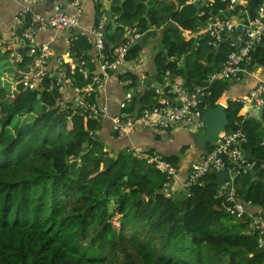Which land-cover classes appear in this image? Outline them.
<instances>
[{"label":"trees","instance_id":"16d2710c","mask_svg":"<svg viewBox=\"0 0 264 264\" xmlns=\"http://www.w3.org/2000/svg\"><path fill=\"white\" fill-rule=\"evenodd\" d=\"M168 12H173L171 19L181 28L197 27L193 6L179 12L168 7L155 11L147 1L145 5L143 0H126L112 8L117 23L136 25L140 33L151 25L160 26L161 46L169 62L160 51L155 63L158 73L167 70L181 83L184 76L189 88L203 86L206 76L221 68L227 46L215 54L207 38L198 41V47L192 39L174 41L173 31L164 26ZM99 23L96 20L94 26ZM120 33L123 28L117 26L109 43L114 44L113 37ZM70 45L69 55L75 60L93 55L84 37ZM109 50L106 46L108 55ZM140 50L135 45L127 58H135ZM189 52L197 60L187 59L184 71L177 60L187 58ZM252 62L264 65V46L255 50ZM70 69L62 64V79L73 78L76 85L84 86L79 70L71 75ZM131 78L136 94L124 112L138 115L140 87ZM62 79L48 76L37 92L16 80L14 71L7 81L10 85L4 86L0 79V264H262L264 254L248 233L249 219L233 225L235 219L223 211L220 186L209 183L215 180L213 173L178 198L164 196L167 180L154 166L127 151L108 149L99 136V122L85 120L70 101L65 107L59 105L64 101ZM209 89L207 107H215L230 85L215 82ZM153 96L155 89L147 88L141 104L147 106ZM38 106L41 113L27 122ZM240 109V104L228 103V129L240 123ZM262 126L264 111L261 122L244 121L243 149L255 158L259 173L237 176L233 190L238 199L250 201L264 213ZM211 148L207 144V151ZM163 160L175 165L178 158Z\"/></svg>","mask_w":264,"mask_h":264},{"label":"built area","instance_id":"2783aa9c","mask_svg":"<svg viewBox=\"0 0 264 264\" xmlns=\"http://www.w3.org/2000/svg\"><path fill=\"white\" fill-rule=\"evenodd\" d=\"M85 1L87 0H73L70 4L76 9V14L69 15L61 10L63 3L57 0L53 15L45 16L41 13H33L30 25L26 28H24L26 10L24 13L22 12L15 18L19 33L12 43L16 47H13L12 44L8 46L9 57L17 67L20 66L23 63V56L17 48L24 43L23 47L28 48L26 53L33 60V65L28 74H18V78L29 90L39 91L44 80L49 76L47 63L51 57V45L54 39L36 44L37 34L45 30H54L75 32L71 33L70 41L84 37L92 46L93 55L87 58L78 56L77 60L71 59L70 55L66 56V61L71 67L70 74L73 75L78 69L83 77L84 86L76 85L73 78L60 82L63 84V88L67 87L73 92L70 102L76 106L85 120L101 122L110 119L112 131L118 138H129L138 128L162 132L177 125H196L204 111L207 110V100L211 95L210 86L215 82H228L232 86L240 84L252 76L251 70L254 69L252 56L264 42V0L257 4L251 17L247 15L251 0H185V5L199 8L195 18L202 23V26L196 27L199 31L194 35L197 40L196 47L199 45L198 41L203 38L209 39V44L213 46L230 39L225 43L229 52L225 56L221 68L206 76L205 85L190 88L184 99L182 98L184 92L179 88L181 82H175L174 76L165 70L160 75L162 89L156 90V93L161 97L155 106L142 109L138 115L124 113L133 100L132 93L128 92L125 94L124 100L119 103L122 112L111 118L107 105L99 104L97 97L103 93L110 77L117 73L120 66L124 65L128 51L136 45L142 34L136 27L125 29L123 40L113 47L112 52H109L108 55L105 52L104 13L101 15L97 27L76 30L79 27L80 8ZM245 21H248L247 25H244ZM239 28H241L240 31ZM2 46L3 43L0 41V48ZM61 65L62 62L59 63V71H61ZM90 66L96 68V73L89 69ZM127 84L131 85V82L129 81ZM63 88H61V93ZM169 94H172L171 97ZM63 100L59 103L61 107H65V102H69ZM178 100H180L179 103ZM229 102L241 105V111L244 114L241 116L240 123L236 124L235 129L229 128L220 133L216 137L212 149L199 155L192 163L183 188L186 190L192 186H200L202 179L213 171H227L230 181H226L221 186V194L225 197L222 203L223 211L236 220L249 219L248 233L256 240L258 250L264 254V214L261 211L250 214L248 208L254 206L250 201L244 202L238 199L233 190L234 179L237 176L255 170V161L249 159L243 150V146L247 144L244 121L247 119L248 110L264 109V81H257L255 86L242 96H226L219 99L217 104H221L226 109ZM261 145H264V142ZM127 152L133 158L145 160L147 164L154 166L166 177L164 196L169 197L175 177L174 167L157 154L150 155L133 148ZM227 162L237 163V166H228ZM228 188L229 192H227ZM262 264H264V259Z\"/></svg>","mask_w":264,"mask_h":264},{"label":"crops","instance_id":"0c3cea01","mask_svg":"<svg viewBox=\"0 0 264 264\" xmlns=\"http://www.w3.org/2000/svg\"><path fill=\"white\" fill-rule=\"evenodd\" d=\"M125 1L126 0H111L112 17L116 16V14L112 13V8L119 7ZM143 1L146 5L147 0ZM157 1L158 0H154V3L151 4V8L155 9V11H158L160 7H168L171 10H174L176 5L179 6V12L182 9V5L184 4V0L182 2L181 0H162L160 5H158ZM261 2H263V0H257V3ZM105 3L106 0H96L95 2L92 0L85 1L82 4V7L80 8V13L78 16L79 27L76 30L80 31L90 29L94 27V22L96 20L100 22L101 15L104 13L105 16ZM55 6H57V0H53V6H51L47 0H0V41L7 44L8 48V45L14 40L18 33V26L15 24L14 19L22 12L24 13L25 9H31V11L34 13H44V15L47 16L53 15L55 13ZM198 9L199 8L196 7V11H198ZM61 10L69 15L76 14V9L70 3H63ZM171 16L169 20H171L176 26V31H173V33H171L170 35L171 39H173L174 41H177L178 38L182 41L195 39L194 35L199 32L198 29H183L171 19ZM196 21L199 26H202V23H200L198 20ZM164 22V26L166 27L167 20L165 19ZM116 25L118 27L123 28V31L129 27V24H126L124 22H119ZM160 30H162L160 29V26H149V32H147L145 37L142 38L140 46L141 50L138 52L136 59H129V61H126L124 65L120 66L117 73L115 75H112L108 80L103 93L98 95L97 102L101 105H107L111 118L120 115V113L122 112L119 107V103L124 100L126 93H132L133 97L136 94V87L127 84V82L129 81L132 84L131 76L135 77V80L140 87V85L142 84V82L139 81L140 78H142V81L147 80L155 72H157L155 63L157 59V54L160 52H158L157 46H161V41L163 39L162 36H160ZM71 33L75 32H57L54 30H45L37 34L35 38L36 44H42L48 42L49 39H54V42L51 45V58L50 61L47 63L48 69L50 71L56 72V67L59 66V63L62 61L65 62L66 56L71 53L70 44L73 42L70 41ZM113 34L114 29L109 27V29L107 30V36L109 37ZM122 37V33L117 34L115 38L113 37V45L120 44ZM12 45L13 47H16L14 44ZM23 45L24 43H22V47ZM262 46H264V42L261 47ZM161 48L163 49L162 46ZM6 52L7 49L0 52V55L4 56L7 54ZM188 54L189 56L187 58L182 57L177 60L179 68H183L184 71L186 70L185 67L187 59H189L191 62H196L197 60L194 52H189ZM25 58L26 60L24 65L19 68H16L18 72L16 73L17 75H26L31 70L33 60L29 57ZM173 60L174 58H170V61ZM253 66L254 69L251 70L252 76H249L240 84L230 86V89L227 92V96H242L247 92V90L254 87L257 81H264V65L258 66L257 64H253ZM92 70H94V67H92ZM16 74L15 77H17ZM182 79L183 82L181 83V85H179V88H181L184 92V95L182 96V98L184 99L185 94L190 90V88L184 84V76H182ZM62 95L66 101H70V99L73 97V92L69 88L64 87L62 90ZM160 97L161 96H158L155 91V96L152 97V101L148 102V104H146L147 106L142 105V108H150L153 104L156 105ZM177 102L179 103L180 100H178ZM142 108L140 110H136L140 112ZM247 113L248 114H246V120L255 119L256 121H258L256 110H248ZM243 114V111H239L238 117H241ZM261 121L262 119L260 120V122ZM99 126V136L102 141L106 144L107 148L110 150L127 151L133 148L135 150L138 149L140 150V152L146 154H157L162 158L177 157L178 160L174 165L175 177L173 179V186L171 191L172 197L178 198L181 196L182 192L184 191L183 184L187 178L192 163L199 157L200 154L203 153L202 149L197 146L195 138L193 136L194 134L202 136L204 132L203 126H199L198 123H196V125L182 124L162 132H155L152 130L138 128L135 133L129 138H118L116 134L112 131V122L110 119L102 121L101 123H99ZM261 131L264 136V126H262ZM209 143H211L213 146L214 139ZM258 211L261 210L257 207L248 208V212L250 214Z\"/></svg>","mask_w":264,"mask_h":264},{"label":"water","instance_id":"95a60500","mask_svg":"<svg viewBox=\"0 0 264 264\" xmlns=\"http://www.w3.org/2000/svg\"><path fill=\"white\" fill-rule=\"evenodd\" d=\"M47 1L50 3L51 6H53V0H47ZM257 4H258L257 0H251V6L249 7L248 12H247V15L249 17L252 16V13H253L254 9L256 8ZM175 11H178V6H176V5H175L174 12ZM172 13L173 12H168L165 14V19L167 20L166 28L169 30H172V31H176L175 24L171 20H169ZM32 15H33L32 11H28L25 13L26 23H25L24 27H28L30 25ZM105 17H106V23H105V31H104L105 32L104 41H105L106 45H109L108 36L106 34L107 28L111 27L113 29H116V27H117V25L114 24L111 20V0H106ZM247 24H248V21H245L244 25H247ZM240 30H241V28H239V31ZM229 41H230V39H227V40H224L223 42L219 43L216 46L214 53L216 54L217 52H219L221 46L224 43L229 42ZM137 44H138V46H141V42H138ZM157 47H158V52L162 51L164 53V55L166 56L167 62H169V58L167 57V50L162 49L160 45H158ZM206 60H207V58L205 57V61ZM158 76H159L158 73L155 72L149 79L144 80L142 82V84L140 85L141 92H140L139 97L136 99V109L137 110H140L143 107L141 104V98L145 94V91L147 90V88H149V87H155L158 89L161 88V84L158 80ZM256 115H257V119L261 120L262 115H263V108H259L256 111ZM198 123L200 125H202L204 128L203 135L198 136L197 134H194L193 136L195 138V142H196L197 146L199 148H201L202 152L204 153V152H206L207 143L211 142L215 137H217L221 132H223L228 125L225 108L221 104H217L214 108H209L207 111H205L202 114L201 118L198 120ZM263 140H264V136H263ZM246 156L252 160L255 159L251 156L250 153H246ZM234 165H237V164L234 163ZM258 173H259V170H255L254 172H251L250 174L253 177H255ZM213 174L215 175V180L209 182L210 184L220 186L225 181H230L229 174L227 171H213ZM227 191L229 192V188Z\"/></svg>","mask_w":264,"mask_h":264},{"label":"clouds","instance_id":"9594fccd","mask_svg":"<svg viewBox=\"0 0 264 264\" xmlns=\"http://www.w3.org/2000/svg\"><path fill=\"white\" fill-rule=\"evenodd\" d=\"M184 1H185V0H184ZM186 6H188V5H185V3H184V4L182 5V8H183V7H186ZM195 8H196V7H195ZM178 9H179V6H178ZM25 10H26V12L31 11V9H25ZM25 10H24V11H25ZM26 12H25V13H26ZM25 13H24V17H25ZM33 13H34V12H33ZM43 14H44V13H43ZM19 15H20V14H19ZM19 15H18V16H19ZM32 16H33V15H32ZM16 17H17V16H16ZM16 17H15V18H16ZM117 18H118L117 16L112 17V14H111V20H112V22H113L114 24H117V22H116V19H117ZM31 19H32V18H31ZM105 19H106V17H105ZM195 19H196V18H195ZM196 20H197V19H196ZM14 21H15V19H14ZM25 23H26V21H25ZM24 25H25V24H24ZM103 26H104V31H105V24H104ZM197 26H199V25L197 24ZM132 27H136V28H137L136 25H134V26H132ZM24 28H26V27H24ZM110 28H111V27H110ZM128 28H131V27H128ZM108 29H109V27L107 28V30H108ZM126 29H127V28H126ZM137 29H138V28H137ZM191 30H192V29H191ZM138 31H140V30L138 29ZM124 32H125V30L123 31V37H124ZM147 32H149V31H147ZM147 32H146V33H141V34H142V37L138 40V42H141V41H142V38L145 37V35L147 34ZM18 33H19V32H18ZM18 33H17V35H18ZM139 33H140V32H139ZM106 34H107V32H106ZM104 36H105V32H104ZM123 37H122L121 41L123 40ZM190 40H191V39H190ZM192 40L197 41L196 39H192ZM13 41H14V40H13ZM1 42H2V41H1ZM108 42H109V41H108ZM138 42H137V43H138ZM2 43H3V42H2ZM11 43H13V42H11ZM11 43H10V44H11ZM137 43H136V45H138ZM105 44H106V43H105ZM217 45H218V44H217ZM217 45H216V46H217ZM223 45H225V43H224ZM223 45H222V46H223ZM3 46H4V48H3ZM3 46L0 48V52H2V51H4L5 49H7V52H6V53H7V55H9L8 48H7V44L3 43ZM8 46H9V45H8ZM106 46H108L109 49L112 50V48H113L114 46H116V45H113V44H110V43H109V45H106ZM216 46H214V47L216 48ZM110 47H111V48H110ZM133 47H134V46H133ZM139 47H140V46H139ZM22 48H24V49H23L24 51H22V53H21V52H19V53L23 56V63H22L20 66H18V67L14 64V65L16 66V68H19V67L23 66L24 63H25V60H26L25 57H28V56H27V53H26V51L28 50L27 47H22V46H21V47H18L17 50H18V51H19V50L21 51ZM193 49H194V46H193ZM110 50H109V51H110ZM110 52H111V51H110ZM70 56H71V55H70ZM136 57H137V56H136ZM136 57L134 58V60L136 59ZM9 58H10V57H9ZM29 58H30V57H29ZM50 58H51V57H50ZM71 59H74V58L71 56ZM10 60H11V59H10ZM11 61H12V60H11ZM49 61H50V60H49ZM49 61H48V62H49ZM126 61H129V59L127 58ZM12 62H13V61H12ZM13 63H14V62H13ZM62 64H68V65H69V62H67V61H65V62L62 61ZM61 66H62V65H61ZM69 66H70V65H69ZM90 67H91V69H90ZM90 67H89V69H90L91 71H93V72L96 71V68H95V67H94V70H92V67H93V66H90ZM16 68H15V70H14V73H15V74L18 73ZM56 68H57L56 72H52V71H50V70L48 69V70H49V76H50V77L54 76V77H56L57 79H62V77H60V72H61V71L58 70V69H59V66L56 67ZM94 73H96V72H94ZM157 73H158V72H157ZM161 73H162V72H161ZM161 73H158V75H159V76H158V80H159L160 84H161V80H160V75H161ZM16 76H17L16 78H17L18 81H19V78H18V75H17V74H16ZM61 81H65V79H62ZM139 81H140V79H139ZM140 82H143V81H140ZM184 84H185V83H184ZM153 88H155V87H153ZM161 89H162V84H161V88H160V89L155 88V91H156V90H159V91H160ZM36 92H37V91H36ZM156 94H157V93H156ZM157 95H158V94H157ZM226 96H227V95L224 94L220 99H223V98L226 97ZM133 98H134V97H133ZM137 98H138V97H137ZM130 104H131V103H130ZM130 104H129V105H130ZM135 104H136V103H135ZM216 105H217V102H216L215 106H216ZM128 107H129V106H128ZM209 108H214V107H207V110H208ZM142 109H144V108H142ZM207 110H205V111H207ZM205 111H204V112H205ZM240 111H241V109H240ZM256 111H257V110H256ZM263 111H264V109H263ZM124 113H125V112H124ZM240 118H241V117H240ZM84 119H85V118H84ZM241 119H242V118H241ZM257 120H258V119H257ZM102 121H104V120H102ZM102 121H101V122H102ZM245 121H246V120H245ZM258 121L260 122V120H258ZM101 122H99V123H101ZM197 123H198V122H197ZM198 125L202 127V125H200L199 123H198ZM227 126H228V125H227ZM225 130H228V128L226 127ZM225 130H224V131H225ZM221 133H222V132H221ZM215 139H216V137L214 138V141H215ZM263 142H264V140H263ZM213 145H214V143H213ZM212 147H213V146H212ZM211 149H212V148H211ZM211 149H210V150H211ZM210 150H209V151H210ZM243 150H244V149H243ZM244 151H245V150H244ZM206 152H208V151L206 150ZM204 153H205V152H204ZM245 153H249V152L245 151ZM129 154H130V153H129ZM202 154H203V153H202ZM150 155H152V154H150ZM200 155H201V154H200ZM249 159H250V158H249ZM251 160H252V159H251ZM144 161H145V160H144ZM164 161H165V160H164ZM253 161H254V160H253ZM165 162H166V161H165ZM146 163H147V162H146ZM236 164H237V163H236ZM148 165H149V164H148ZM170 165H171V164H170ZM233 165H234V164H233ZM151 166H152V165H151ZM172 166L174 167V165H172ZM234 166H237V165H234ZM254 171H255V170H254ZM254 171H253V172H254ZM212 173H213V172H212ZM250 173H251V172H250ZM225 182H226V181H225ZM225 182H224V183H225ZM227 182H228V181H227ZM224 183H223V184H224ZM223 184L220 185V188H221V186H222ZM172 186H173V184H172ZM171 189H172V187H171ZM171 189H170V192H169V195H170V196L172 195V191H171ZM220 190H221V189H220ZM184 191H186V190L184 189ZM227 192H228V191H227ZM235 220H236V219H235ZM240 221H241V220H240Z\"/></svg>","mask_w":264,"mask_h":264},{"label":"rangeland","instance_id":"374dc122","mask_svg":"<svg viewBox=\"0 0 264 264\" xmlns=\"http://www.w3.org/2000/svg\"><path fill=\"white\" fill-rule=\"evenodd\" d=\"M162 2V0H158L157 3L158 5H160V3ZM154 3V0H147V4L149 7H151V4ZM178 38V37H177ZM179 39V38H178ZM13 42V41H12ZM16 66L14 65V63L10 60L9 55H0V76H1V80H2V84L4 86L10 85L9 83H7L8 80H12L13 79V71L15 70ZM30 72V71H29ZM28 72V73H29ZM27 73V74H28ZM60 77H63V73L62 71L60 72ZM16 80H18L15 77ZM40 110V106H38L36 108V110L34 111V113L32 115H29L26 119L27 122H31L33 120V118L35 116H38L41 112ZM16 119H14L13 123H16ZM202 131V130H201ZM203 132V131H202ZM264 183V180H263ZM264 214V213H263ZM237 222H240V220L235 221L233 225H235ZM232 229V226H231Z\"/></svg>","mask_w":264,"mask_h":264}]
</instances>
